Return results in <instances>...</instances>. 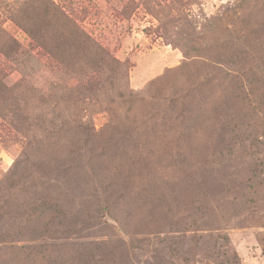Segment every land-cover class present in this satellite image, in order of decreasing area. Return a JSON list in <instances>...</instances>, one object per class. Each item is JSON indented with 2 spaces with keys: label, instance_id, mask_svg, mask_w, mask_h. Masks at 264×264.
<instances>
[{
  "label": "rangeland",
  "instance_id": "rangeland-1",
  "mask_svg": "<svg viewBox=\"0 0 264 264\" xmlns=\"http://www.w3.org/2000/svg\"><path fill=\"white\" fill-rule=\"evenodd\" d=\"M0 264H264V0H0Z\"/></svg>",
  "mask_w": 264,
  "mask_h": 264
},
{
  "label": "trees",
  "instance_id": "trees-1",
  "mask_svg": "<svg viewBox=\"0 0 264 264\" xmlns=\"http://www.w3.org/2000/svg\"><path fill=\"white\" fill-rule=\"evenodd\" d=\"M29 33H30V31L29 30H27ZM31 34H32V32H31ZM81 35H83L85 38H87L88 39V36L85 34L84 35V32L83 31H81V33H80ZM112 62H115L116 63V60H114V59H112ZM118 63V62H117Z\"/></svg>",
  "mask_w": 264,
  "mask_h": 264
}]
</instances>
